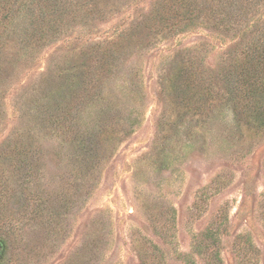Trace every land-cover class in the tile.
Masks as SVG:
<instances>
[{
	"label": "rangeland",
	"instance_id": "obj_1",
	"mask_svg": "<svg viewBox=\"0 0 264 264\" xmlns=\"http://www.w3.org/2000/svg\"><path fill=\"white\" fill-rule=\"evenodd\" d=\"M249 1L66 0L40 39L14 20L0 264H264V132L221 88L264 24Z\"/></svg>",
	"mask_w": 264,
	"mask_h": 264
},
{
	"label": "trees",
	"instance_id": "obj_2",
	"mask_svg": "<svg viewBox=\"0 0 264 264\" xmlns=\"http://www.w3.org/2000/svg\"><path fill=\"white\" fill-rule=\"evenodd\" d=\"M252 0L249 2L251 3ZM259 1V0H258ZM9 7L0 11V49L4 48L1 42L6 40L9 44L13 39L14 31L8 30L10 25L18 19L24 26V35L30 39H40L45 34L49 20L57 15L59 6L66 0H9ZM255 3V2H253ZM252 3V4H253ZM255 38L251 43L241 48L240 53L230 63L226 74L221 77L222 93L226 96L224 108L228 109L235 123L244 126L253 133L264 132V24L254 31ZM8 48V47H7ZM114 57L115 51L105 50L100 54ZM108 58V59H110ZM197 84V83H196ZM196 84L188 82L187 88H194ZM220 88V89H221ZM192 89H190L191 91ZM204 91L201 96L197 90L190 93V100L199 102L207 98ZM83 96L81 95L80 98ZM190 102L185 99V108ZM205 234V233H204ZM208 234V233H207ZM153 255V254H152ZM220 253L214 249L211 259L220 262ZM218 259V260H217ZM141 264H149L142 256ZM190 264H196L191 261Z\"/></svg>",
	"mask_w": 264,
	"mask_h": 264
}]
</instances>
